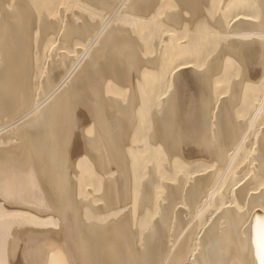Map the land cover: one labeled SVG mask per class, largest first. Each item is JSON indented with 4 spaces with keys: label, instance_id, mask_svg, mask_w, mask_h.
Here are the masks:
<instances>
[{
    "label": "bare ground",
    "instance_id": "6f19581e",
    "mask_svg": "<svg viewBox=\"0 0 264 264\" xmlns=\"http://www.w3.org/2000/svg\"><path fill=\"white\" fill-rule=\"evenodd\" d=\"M262 256L264 0H0V264Z\"/></svg>",
    "mask_w": 264,
    "mask_h": 264
},
{
    "label": "snow or ice",
    "instance_id": "6c2138e0",
    "mask_svg": "<svg viewBox=\"0 0 264 264\" xmlns=\"http://www.w3.org/2000/svg\"><path fill=\"white\" fill-rule=\"evenodd\" d=\"M261 264H264V256H262Z\"/></svg>",
    "mask_w": 264,
    "mask_h": 264
},
{
    "label": "rangeland",
    "instance_id": "374dc122",
    "mask_svg": "<svg viewBox=\"0 0 264 264\" xmlns=\"http://www.w3.org/2000/svg\"><path fill=\"white\" fill-rule=\"evenodd\" d=\"M217 108V107H216Z\"/></svg>",
    "mask_w": 264,
    "mask_h": 264
}]
</instances>
